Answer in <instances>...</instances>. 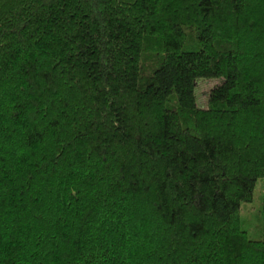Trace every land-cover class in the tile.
I'll list each match as a JSON object with an SVG mask.
<instances>
[{
  "label": "trees",
  "instance_id": "trees-1",
  "mask_svg": "<svg viewBox=\"0 0 264 264\" xmlns=\"http://www.w3.org/2000/svg\"><path fill=\"white\" fill-rule=\"evenodd\" d=\"M0 264H264V0H0Z\"/></svg>",
  "mask_w": 264,
  "mask_h": 264
},
{
  "label": "rangeland",
  "instance_id": "rangeland-1",
  "mask_svg": "<svg viewBox=\"0 0 264 264\" xmlns=\"http://www.w3.org/2000/svg\"><path fill=\"white\" fill-rule=\"evenodd\" d=\"M222 78H199L196 81L197 104L206 107L210 90L221 82ZM263 178L256 182L253 200L243 205L241 220L251 238L262 236Z\"/></svg>",
  "mask_w": 264,
  "mask_h": 264
}]
</instances>
